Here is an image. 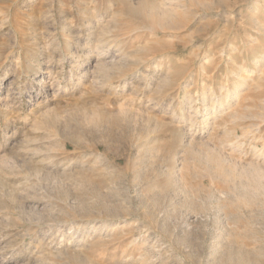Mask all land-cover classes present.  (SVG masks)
I'll return each instance as SVG.
<instances>
[{
	"label": "rangeland",
	"instance_id": "obj_1",
	"mask_svg": "<svg viewBox=\"0 0 264 264\" xmlns=\"http://www.w3.org/2000/svg\"><path fill=\"white\" fill-rule=\"evenodd\" d=\"M0 264H264V0H0Z\"/></svg>",
	"mask_w": 264,
	"mask_h": 264
},
{
	"label": "bare ground",
	"instance_id": "obj_2",
	"mask_svg": "<svg viewBox=\"0 0 264 264\" xmlns=\"http://www.w3.org/2000/svg\"><path fill=\"white\" fill-rule=\"evenodd\" d=\"M98 49H99L98 46L93 47L92 50H91L89 53H87V55H89V57H88L87 59L89 60V59H92V58L98 57L97 55H99L100 52H101V50H98ZM101 65H102V64H101ZM104 67H105V66H104Z\"/></svg>",
	"mask_w": 264,
	"mask_h": 264
}]
</instances>
